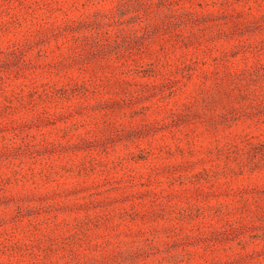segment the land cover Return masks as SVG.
I'll return each mask as SVG.
<instances>
[{"label":"rangeland","instance_id":"obj_1","mask_svg":"<svg viewBox=\"0 0 264 264\" xmlns=\"http://www.w3.org/2000/svg\"><path fill=\"white\" fill-rule=\"evenodd\" d=\"M0 264H264V0H0Z\"/></svg>","mask_w":264,"mask_h":264}]
</instances>
